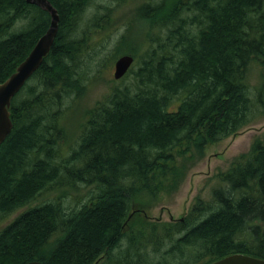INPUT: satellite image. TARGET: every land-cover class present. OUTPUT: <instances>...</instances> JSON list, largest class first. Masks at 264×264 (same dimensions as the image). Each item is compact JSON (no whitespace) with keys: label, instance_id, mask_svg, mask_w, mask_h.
I'll list each match as a JSON object with an SVG mask.
<instances>
[{"label":"trees","instance_id":"16d2710c","mask_svg":"<svg viewBox=\"0 0 264 264\" xmlns=\"http://www.w3.org/2000/svg\"><path fill=\"white\" fill-rule=\"evenodd\" d=\"M49 1L59 15L56 35L11 99V129L0 143V215L53 185L91 187L87 199H75L78 205L59 195L19 211L0 228V264H207L233 253L264 258L262 139L218 172L210 197L197 198L181 218L144 213L180 182L186 161L264 114V0H137L135 15L146 30L139 49L126 48L132 66L88 109L67 148L64 110L129 38L127 18L112 52H105L109 35H99L128 0ZM49 19L26 0H0V82Z\"/></svg>","mask_w":264,"mask_h":264},{"label":"rangeland","instance_id":"374dc122","mask_svg":"<svg viewBox=\"0 0 264 264\" xmlns=\"http://www.w3.org/2000/svg\"><path fill=\"white\" fill-rule=\"evenodd\" d=\"M136 3L137 0H128L119 8L117 7L118 9L116 8L117 10L113 14L115 21L112 23V26L107 27L104 32L99 34L103 36L107 33L106 37L110 35L107 38L108 43H106L105 52H112L115 49V43L120 34L125 31L124 20L127 18L126 21L129 22L126 24L130 27V30L127 31L129 38L119 46L120 48L117 51L115 50V54L110 58L111 63L108 68L100 71L98 73L99 76L97 75L98 77H92L91 80H87L85 91L77 98L76 102L71 105L70 108H66L63 117L64 132L66 135L64 134L61 137L64 148H67L69 142L74 140L72 136L78 133L81 123L84 121V118H86L88 109L95 105L98 100L102 99L112 86L121 84L118 79L113 78L114 60L119 55L127 53L128 49L126 48L129 44L133 45L128 47L130 49L138 48L141 42V34L146 30L143 22L140 21V18L137 19L135 15ZM255 139L264 140V114L243 126L236 133L208 144L205 147L202 157L193 162L186 161V171L182 175L180 182H178L176 186L167 188L165 192L161 194L160 200L152 205L146 206L144 209L145 215L150 219H159L163 221H173L181 218L198 197L203 199H208L210 197L211 189L218 183L215 177L216 174L225 170L236 155L247 152ZM89 187H84L83 185H79L76 188L65 185L50 186L45 189V191H42L37 198L17 211L4 217L0 215V228L28 205L41 201L53 200L59 195H64L63 197L69 202H72L71 200L74 199L72 205H78L79 203H75V199L79 197L82 201L87 199L85 193Z\"/></svg>","mask_w":264,"mask_h":264},{"label":"water","instance_id":"95a60500","mask_svg":"<svg viewBox=\"0 0 264 264\" xmlns=\"http://www.w3.org/2000/svg\"><path fill=\"white\" fill-rule=\"evenodd\" d=\"M26 2L35 4L47 11L50 19L46 30L37 38L25 58L6 79L0 82V143L4 140L5 136L11 129L9 111L11 99L38 69L43 58L49 52L59 23L57 9L49 0H26ZM133 61L134 57L131 54L123 53L119 55L113 63V78H121L130 68ZM23 264L43 263L39 260H30ZM207 264H264V258L242 253H233Z\"/></svg>","mask_w":264,"mask_h":264},{"label":"bare ground","instance_id":"6f19581e","mask_svg":"<svg viewBox=\"0 0 264 264\" xmlns=\"http://www.w3.org/2000/svg\"><path fill=\"white\" fill-rule=\"evenodd\" d=\"M90 1H91V0H90ZM101 1H102V0H101ZM112 1L114 2V0H112ZM115 1H116V0H115ZM145 1H147V0H145ZM149 1H150V0H149ZM86 2H87V1H86ZM109 2H110V0H109ZM152 3H153V2H152ZM82 4H83V3H82ZM86 4H87V3H86ZM91 4H93V2L89 3V5H91ZM121 4H122V3H121ZM94 5H95V4H94ZM116 5L118 6V4H116ZM119 5H120V4H119ZM92 6H93V5H92ZM86 7H87V6H86ZM89 7H90V6H89ZM92 8H93V7H92ZM89 9H90V8H88L87 11H89ZM106 9H107V8H106ZM110 9H111V8H110ZM110 9H109V10H110ZM112 9H113V8H112ZM109 10H106V11H109ZM85 11H86V9H85ZM100 11H101V10H100ZM112 11H113V10H112ZM82 12H83V11H82ZM90 12H91V10H90ZM90 12H89V13H90ZM101 12H102V11H101ZM103 12H104V11H103ZM110 12H111V11H110ZM106 13H107V12H106ZM106 13H104V14H106ZM85 14H86V13H85ZM104 14H103V15H104ZM107 14H108V13H107ZM111 14H112V16H113V13H111ZM111 14H110V16H111ZM94 15H97V14H94ZM86 16H87V15H85V17H86ZM91 16H92V15H91ZM91 16H90V17H91ZM100 16L102 17L101 14H100ZM105 16H106V15H105ZM90 17H89V18H90ZM98 17H99V16H98ZM86 18H88V17H86ZM91 18H93V17H91ZM91 18H90V19H91ZM94 19H95V18H94ZM110 19H111V18H110ZM83 20H86V19L84 18ZM87 20H89V19H87ZM80 21H81V18H80ZM89 21H90V20H89ZM89 21H88V23H89ZM109 21H110V20H109ZM114 21H115V19H114L113 21H110V22L113 23ZM81 22H82V21H81ZM105 22H106V21H105ZM98 23H99V22H98ZM80 24H81V23H80ZM80 24H79V25H80ZM84 24H85V21H84ZM100 24H101V23H100ZM98 25H99V24H98ZM98 25H97V26H98ZM81 26L83 27V24H82ZM81 26H79V28H80ZM108 26H109V25H108ZM108 26H107V27H108ZM102 27H103V26H102ZM107 27H105V28H107ZM89 28H90V27H89ZM93 28H94V27H93ZM187 28H188V27H187ZM181 29H182V28H181ZM78 30H80V29H78ZM78 30H77V31H78ZM89 30H92V29H89ZM104 30H105V29H104ZM185 30H186V29H185ZM92 31H93V30H92ZM127 31H128V30H127ZM80 32H81V31H80ZM80 32H79V33H80ZM84 32H85V31H84ZM99 34H100V33H99ZM106 34H107V33H106ZM84 35H85V33H84ZM126 35H127V34H126ZM126 35H125V37H126ZM39 36H40V35H39ZM79 36H80V35H79ZM92 36H93V35H92ZM109 36H110V35H109ZM89 37H91V35H90ZM107 37H108V36H107ZM127 37H128V36H127ZM127 37H126V38H127ZM93 38H94V36H93ZM122 38H124V37H122ZM126 38H124V40H125ZM36 39H37V38H36ZM85 39H86V38H85ZM83 40H84V39H83ZM119 40H120V39H119ZM90 41H91V40H90ZM104 41H105V40H104ZM85 42H86V41H85ZM85 42H83V43L85 44ZM123 42H124V41H123ZM33 44H34V43H33ZM86 44H88V43H86ZM89 45H90V44H89ZM102 45H103V44H102ZM113 45H114V44H113ZM96 46H97V45H96ZM96 46H95L94 48H96ZM29 47H30V46H29ZM31 47H32V46H31ZM137 47H138V46H137ZM88 48H89V47H88ZM119 48H120V47H119ZM29 49H30V48H29ZM91 49H92V48H91ZM91 49H90V50H91ZM103 49H104V48H103ZM138 49H139V48H138ZM86 50H87V49H86ZM88 50H89V49H88ZM92 50H93V49H92ZM94 50H95V49H94ZM98 50H99V49H98ZM98 50H97V51H98ZM111 50H112V49H111ZM141 50H142V49H141ZM102 51H103V50H102ZM88 52H89V51H88ZM90 52H91V51H90ZM93 52H94V51H93ZM95 52H96V51H95ZM99 52H100V51H99ZM85 53H86V52H85ZM138 53H139V52H138ZM141 54H142V53H141ZM141 54H140V56H141ZM26 55H27V54H26ZM96 55H98V52H97ZM106 55H107V54H106ZM46 56H47V55H46ZM91 56H92V55L90 54V57H91ZM93 56H95V55H93ZM99 56H100V55H98V57H99ZM103 56H105V54H103ZM133 56H134V55H133ZM87 57H88V56H87ZM94 58H95V57H94ZM96 58H97V56H96ZM102 58H103V57H102ZM141 58H143V57H141ZM94 60H95V59H94ZM96 60H97V59H96ZM99 60H100V59H99ZM99 60H98V62H99ZM140 60H141V59H140ZM91 61H92V60H91ZM136 61H137V60H136ZM138 61H139V59H138ZM138 61H137V62H138ZM95 62H97V61H94V63H95ZM108 62H109V61H108ZM137 62H136V63H137ZM94 63H93V64H94ZM99 64H100V63H99ZM101 65H102V64H101ZM139 65H140V64H139ZM105 66H106V65H105ZM131 66H132V65H131ZM94 67H96L95 64H94ZM135 67H136V65H135ZM137 67H138V66H137ZM137 67H136V68H137ZM99 68H100V67H99ZM99 68L96 67L97 70H98ZM93 69H94V68H93ZM94 70H95V69H94ZM252 70H253V69H252ZM254 70H255V69H254ZM100 71H101V69H100ZM98 72H99V71H98ZM89 73H90V75H91L92 72H89ZM126 73H127V72H126ZM93 75H94V74H93ZM101 75H102V74H101ZM124 76H125V75H124ZM251 76H252V75H251ZM87 77H88V76H87ZM128 77H129V76H128ZM132 78H133V77H132ZM33 79H35V78H33ZM33 79H32V81H33ZM88 79H89V78H88ZM28 81H29V80H28ZM28 81H26V82H28ZM88 81H89V80H88ZM58 83H59V82H58ZM82 83H83V82H82ZM32 84H33V83H32ZM56 84H57V83H56ZM83 84H84V83H83ZM131 84H132V83H131ZM137 84H138V83H137ZM58 85H59V84H58ZM85 85H86V84H85ZM122 85H123V84H122ZM112 87H113V86H112ZM119 87H120V86H119ZM123 87H124V86H123ZM135 87H136V86H135ZM48 88H49V87H48ZM48 88H47V89H48ZM51 88H52V87H51ZM128 88H129V87H128ZM83 89H84V88H83ZM115 89H116V88H115ZM121 89H122V88H121ZM51 91H53V90H51ZM82 91H83V90H82ZM112 94H113V93H112ZM112 94H110V95H112ZM79 95H80V94H79ZM106 96H107V95H106ZM77 97H78V96H77ZM75 99H76V98H75ZM105 100H106V99H105ZM75 101H76V100H75ZM75 101L73 100V102H75ZM70 102H71V101H70ZM98 102H99V101H98ZM67 103H68V102H67ZM64 104H65V103H64ZM69 104H70V103H69ZM72 104H73V103H72ZM102 104H103V103H102ZM107 104H108V103H107ZM66 105H67V104H66ZM62 106H63V105H62ZM64 106H65V105H64ZM64 106H63V107H64ZM103 106H104V105H103ZM69 108H70V106H69ZM68 110H69V109H68ZM65 112H66V111L64 110V113H65ZM68 113H69V112H68ZM66 114H67V113H66ZM84 119H85V118H84ZM65 135H66V134H65ZM261 142H262V141H261ZM76 149H77V148H76ZM185 152H186V150H185ZM58 155H59V154H58ZM184 155H185V154H184ZM176 156H177V155H176ZM178 157H179V156H178ZM60 158H61V157H60ZM183 158H185V157H183ZM179 159H180V158H179ZM60 161H61V160H60ZM63 167H64V166H63ZM198 198H199V197H198ZM193 204H194V203H193ZM67 205H68V204H67ZM191 208H192V207H191ZM188 212H189V211H188ZM157 221H158V220H157Z\"/></svg>","mask_w":264,"mask_h":264}]
</instances>
